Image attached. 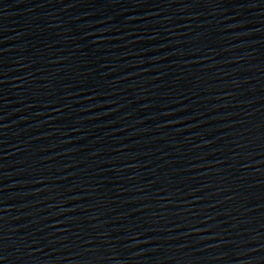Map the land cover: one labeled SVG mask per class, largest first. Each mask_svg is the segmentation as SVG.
<instances>
[{
  "label": "water",
  "instance_id": "obj_1",
  "mask_svg": "<svg viewBox=\"0 0 264 264\" xmlns=\"http://www.w3.org/2000/svg\"><path fill=\"white\" fill-rule=\"evenodd\" d=\"M0 264H264V0H0Z\"/></svg>",
  "mask_w": 264,
  "mask_h": 264
}]
</instances>
